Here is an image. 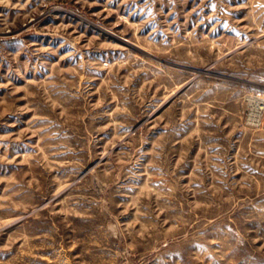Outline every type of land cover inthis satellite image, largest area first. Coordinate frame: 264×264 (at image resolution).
<instances>
[{"label": "rangeland", "instance_id": "obj_1", "mask_svg": "<svg viewBox=\"0 0 264 264\" xmlns=\"http://www.w3.org/2000/svg\"><path fill=\"white\" fill-rule=\"evenodd\" d=\"M0 264H264V0H0Z\"/></svg>", "mask_w": 264, "mask_h": 264}]
</instances>
